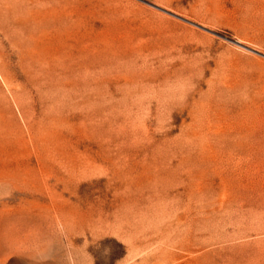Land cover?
<instances>
[{"label":"rangeland","instance_id":"1","mask_svg":"<svg viewBox=\"0 0 264 264\" xmlns=\"http://www.w3.org/2000/svg\"><path fill=\"white\" fill-rule=\"evenodd\" d=\"M0 264H264V0H0Z\"/></svg>","mask_w":264,"mask_h":264}]
</instances>
